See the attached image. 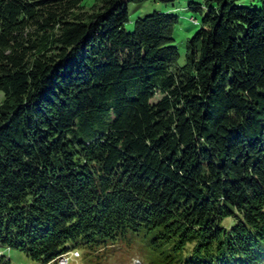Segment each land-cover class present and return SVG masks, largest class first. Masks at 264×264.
Masks as SVG:
<instances>
[{
	"label": "trees",
	"instance_id": "1",
	"mask_svg": "<svg viewBox=\"0 0 264 264\" xmlns=\"http://www.w3.org/2000/svg\"><path fill=\"white\" fill-rule=\"evenodd\" d=\"M129 1L0 0V246L41 264L133 239L165 246L150 264L261 262L264 0L188 1L181 63L177 14L125 30Z\"/></svg>",
	"mask_w": 264,
	"mask_h": 264
},
{
	"label": "rangeland",
	"instance_id": "2",
	"mask_svg": "<svg viewBox=\"0 0 264 264\" xmlns=\"http://www.w3.org/2000/svg\"><path fill=\"white\" fill-rule=\"evenodd\" d=\"M94 0H81L85 7H88ZM190 0H143L140 2H127V20L123 22L125 30L132 28L133 20L136 16H142L145 13L153 10L171 11L177 14V22L173 28V43L178 50V62L181 63L184 58V40L190 36L198 26V19L200 13L187 7ZM245 3L252 2L260 4V0H243ZM196 20V22H195ZM191 21L195 22L192 23ZM1 98V91H0ZM132 240V239H131ZM148 244L133 239L130 244L123 242H116L112 245L97 248L89 251L82 244L76 245L74 249L68 252L69 254L62 259L56 258L55 262H48L46 264H150L149 261L153 259H162L165 255H170L165 246L158 247L154 253L149 251ZM0 251L5 254L11 264H41L30 260L23 252L16 249H8L0 246ZM76 252V253H75ZM158 253V258L154 254ZM154 264H158L154 262ZM256 264H264V259Z\"/></svg>",
	"mask_w": 264,
	"mask_h": 264
},
{
	"label": "bare ground",
	"instance_id": "3",
	"mask_svg": "<svg viewBox=\"0 0 264 264\" xmlns=\"http://www.w3.org/2000/svg\"><path fill=\"white\" fill-rule=\"evenodd\" d=\"M64 256H66V253H62V254L58 255L56 258L62 259Z\"/></svg>",
	"mask_w": 264,
	"mask_h": 264
},
{
	"label": "built area",
	"instance_id": "4",
	"mask_svg": "<svg viewBox=\"0 0 264 264\" xmlns=\"http://www.w3.org/2000/svg\"><path fill=\"white\" fill-rule=\"evenodd\" d=\"M76 253V252H75ZM62 260H63V258H62Z\"/></svg>",
	"mask_w": 264,
	"mask_h": 264
}]
</instances>
